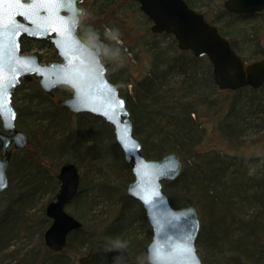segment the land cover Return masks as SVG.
I'll use <instances>...</instances> for the list:
<instances>
[{
    "label": "trees",
    "instance_id": "16d2710c",
    "mask_svg": "<svg viewBox=\"0 0 264 264\" xmlns=\"http://www.w3.org/2000/svg\"><path fill=\"white\" fill-rule=\"evenodd\" d=\"M221 1L185 0L243 61L258 60L242 52L252 48L264 55V11L237 15ZM83 6L79 32L90 43L103 42L107 77L126 101L143 155L158 159L175 152L181 158L180 175L163 182V191L174 207H196L195 245L202 263L264 264V84L218 90L206 57L180 51L172 35L152 33L133 0H84ZM108 43L114 48L111 61ZM31 49L42 50L39 59L47 63L57 56L48 42L23 39L21 51ZM124 49L136 56L137 65L120 54ZM109 63H118L112 73ZM53 94L46 95L34 78L12 95L16 126L27 135V145L13 150L8 187L0 194V264H78L97 239L122 245L131 255L128 264H148L151 228L142 205L126 194L133 175L112 127L100 117L61 107L57 100L69 97V88L59 86ZM244 132L257 135L244 143L261 142L260 152L242 150ZM212 133L227 149L203 147ZM65 163L79 172L77 195L66 210L81 227L69 233L61 252H53L43 240L51 224L45 207L58 192L57 172Z\"/></svg>",
    "mask_w": 264,
    "mask_h": 264
},
{
    "label": "water",
    "instance_id": "95a60500",
    "mask_svg": "<svg viewBox=\"0 0 264 264\" xmlns=\"http://www.w3.org/2000/svg\"><path fill=\"white\" fill-rule=\"evenodd\" d=\"M84 0H0V194L8 187L7 169L13 149L27 145V135L16 126L17 111L12 103L15 89L34 78L49 96L59 86L70 89L58 104L73 114L87 113L108 123L130 168L133 180L126 194L138 201L151 228L146 247L148 264H203L196 251L200 230L193 205L174 207L163 191V182L175 180L182 161L175 152L147 159L142 144L133 134L126 101L108 79L101 60L104 44L90 43L80 34L85 15ZM150 20V31L172 35L180 51L211 64L215 86L234 92L243 87L259 89L264 84V58L247 63L218 29L185 0H133ZM225 11L252 16L264 10V0H224ZM49 42L59 58L42 63L38 53L21 51V38ZM59 189L45 213L51 224L44 232L45 246L61 252L67 236L81 227L66 206L75 198L80 184L78 169L65 163L57 172ZM130 253L120 244L105 239L94 241L78 264H128Z\"/></svg>",
    "mask_w": 264,
    "mask_h": 264
},
{
    "label": "rangeland",
    "instance_id": "374dc122",
    "mask_svg": "<svg viewBox=\"0 0 264 264\" xmlns=\"http://www.w3.org/2000/svg\"><path fill=\"white\" fill-rule=\"evenodd\" d=\"M223 3V1H221V4ZM260 42L264 45V33H263V35L261 36V40H260ZM117 43H118V45H121L122 43L120 42V41H117ZM108 45V46H107ZM111 49H114L113 48V45H111L110 43H108V44H106L105 45V50H106V60H108V61H111V60H109V59H111L114 55H112V52H111ZM255 50H253L252 48H251V51H243L242 52V56H244V57H246V58H249L248 60H254L255 58H258V60L260 59V58H262V57H264V55H262V54H259V53H257V52H254ZM33 52H39V53H41L42 52V50L40 51V50H37V49H31V50H28V51H25V53H33ZM52 52V50L51 49H49V53H51ZM122 56H124V57H126L127 59H129L128 61H130L133 65H137V58H135L136 56L133 54V53H127L126 52V49H124V51L122 52V53H120ZM59 58L56 56L55 58H54V60L53 61H57ZM43 63H46L47 61H45V60H43L42 61ZM119 63L120 62H123V60H121V61H118ZM113 65H118V63H115V64H110L109 63V68L111 69L110 71H111V73H112V69H114V67H113ZM117 66H115V68H116ZM129 79H130V77H129ZM128 79V80H129ZM127 89L128 90H130L131 88H130V85L127 87ZM18 104H19V102H18ZM16 125H17V123H16ZM248 133H246V132H244L243 133V136H241L240 138H241V142L242 143H244V141H246V140H248V139H254L253 137L254 136H257V135H251V136H249V134L247 135ZM215 134L214 133H212L211 135L209 134V136H210V138L203 144V147H210V146H215V147H221V148H224V149H227L225 146H226V144L224 143V140L220 137V136H218V135H216V136H214ZM250 141H252V140H250ZM246 143V145H245V147L242 149V150H244V151H246L247 153H250V154H257L258 152H260L261 151V149L259 148V145H260V143H247V142H245ZM244 143V144H245ZM230 152H233V150L232 149H228Z\"/></svg>",
    "mask_w": 264,
    "mask_h": 264
},
{
    "label": "flooded vegetation",
    "instance_id": "af4514ba",
    "mask_svg": "<svg viewBox=\"0 0 264 264\" xmlns=\"http://www.w3.org/2000/svg\"><path fill=\"white\" fill-rule=\"evenodd\" d=\"M264 11V10H263ZM261 13V12H260ZM256 14H258V13H256ZM255 15V14H254ZM23 39H28V40H30V41H44V40H34V39H29V38H26V37H22L21 38V42H22V40ZM47 42V41H46ZM49 43V42H48ZM50 44V43H49ZM51 45V44H50ZM52 46V45H51ZM52 48H53V46H52ZM54 49V48H53ZM45 51V50H44ZM55 51V50H54ZM262 58H264V57H262ZM246 62V61H245ZM47 63V62H46ZM56 89V88H55ZM54 89V90H55ZM50 97H53V98H55V96H54V94H53V96H50ZM57 102H58V100H57Z\"/></svg>",
    "mask_w": 264,
    "mask_h": 264
},
{
    "label": "snow or ice",
    "instance_id": "6c2138e0",
    "mask_svg": "<svg viewBox=\"0 0 264 264\" xmlns=\"http://www.w3.org/2000/svg\"><path fill=\"white\" fill-rule=\"evenodd\" d=\"M24 2H27V0H24ZM50 2H54V0H50Z\"/></svg>",
    "mask_w": 264,
    "mask_h": 264
}]
</instances>
